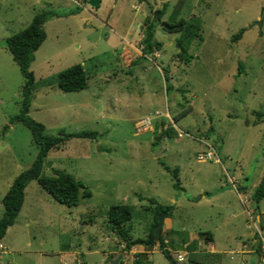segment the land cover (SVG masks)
Instances as JSON below:
<instances>
[{"label":"rangeland","instance_id":"1","mask_svg":"<svg viewBox=\"0 0 264 264\" xmlns=\"http://www.w3.org/2000/svg\"><path fill=\"white\" fill-rule=\"evenodd\" d=\"M137 1L100 0L92 7L86 0H0V199L37 150L29 129L10 121L21 109L25 79L3 44L35 12L54 14L43 23L45 38L28 65L34 87L26 115L43 125L46 136L96 131L93 138L69 137L50 147L40 169L44 176L70 174L90 196L78 195L75 205L66 206L35 180L28 182L0 239V264H110L104 252L114 250L115 257L122 243L106 231L107 209L129 205L130 234L144 238L153 217L148 198L173 205L171 227L184 238L198 231L212 234L211 245L198 234L199 244L216 254L189 253L174 247L164 229L161 237L169 242L171 257L176 249L184 253L176 264H264L255 249L237 251L251 233L252 240L264 236V196L256 203L251 198L264 177V0H163L164 23L191 25L183 56L192 57L179 59L174 41L179 32L151 17L153 38L161 46L131 64L140 55V38L130 45L121 36L128 31L127 38L142 37L144 13ZM159 7L151 3L152 10ZM241 28L240 38L232 41ZM75 63L86 71L85 88L64 92L42 83ZM145 117L149 125L137 130ZM167 127L173 131L161 137ZM176 128L186 134L177 136ZM208 145L219 162L214 156L197 158ZM230 178L246 190L241 199L233 190L212 193L219 186L232 189ZM200 189L213 197L198 200ZM165 220L163 215L161 224ZM122 255L120 264H132L134 254ZM148 264L170 263L153 248Z\"/></svg>","mask_w":264,"mask_h":264},{"label":"trees","instance_id":"2","mask_svg":"<svg viewBox=\"0 0 264 264\" xmlns=\"http://www.w3.org/2000/svg\"><path fill=\"white\" fill-rule=\"evenodd\" d=\"M139 2V1H138ZM158 19L163 13L162 9H159ZM54 13L50 11H37L35 12L28 22L22 29L17 31L11 36L4 38V47L8 50L12 60L16 63L21 75L24 77L25 82L21 89V109L20 111L10 117V121L21 122L26 126L31 135V140L37 147L35 157L31 164L21 170L11 181L3 195L1 196L2 214L0 216V238L4 235L5 230L10 226L15 216L17 215L24 196V188L31 180H35L38 185L43 188L47 194L56 202L64 204L66 206L75 205L78 200V195L82 197H89L90 191L87 187L83 186L80 180L74 179L70 174L61 171H54L50 176H44L40 174L43 158L46 155L48 149L53 145L59 144L63 140L69 137L78 138H93L96 136V131H77L69 133H60L56 136H46L42 134L43 125L29 118L26 115V111L29 105V99L31 91L34 87L32 83V76L28 71V65L33 59V52L37 49L40 43L45 38V32L43 29V23ZM145 14L143 21L142 37L139 40L141 45L140 55L136 59H131L130 63L135 64L138 58L147 56L152 50H158L161 46V42L153 38L154 25L151 21V17ZM156 19V20H158ZM169 26L165 28L171 32L178 31L179 35L175 38V46L178 47L176 55L179 59H185L184 53L186 52L185 45L183 42L185 39H190L193 33L190 32L191 25L183 20H178L174 23H167ZM198 25L195 26L197 29ZM243 29L237 30L231 36L232 41H236L240 38ZM195 33V32H194ZM192 57L188 55L187 58ZM86 71L83 66L79 63L72 64L61 71L57 72L53 76L43 79L42 83L45 85H55L59 90L67 92L73 90H79L86 87ZM162 127V125H160ZM173 130L169 127L161 128L160 136H169ZM175 173H173L174 175ZM264 196V177H262L251 193L252 200L256 203ZM149 203L154 204L153 217L149 224L147 235L142 237L133 238L130 234V220L132 217V211L127 204H113L107 209L106 223L109 232H113L115 237L122 243L120 249L121 254L128 252L130 248L135 244H143L147 248H151L156 245L157 249L161 254L168 260L170 264H176L175 260L171 257L166 244L159 233L158 239H153V226L156 223V217L161 211H165V216H169L172 206L162 205L153 198H148ZM262 228V224L259 225ZM203 235L204 241L208 242L211 240L210 232L203 231L199 232ZM257 239V238H256ZM253 246L255 251L259 255V243L254 242ZM188 252H192L188 250ZM144 253V252H143ZM141 252L134 253L132 264H140L142 256ZM114 258L109 257V261ZM189 259H192L189 257ZM122 258L119 263H121ZM192 263H195L192 260Z\"/></svg>","mask_w":264,"mask_h":264},{"label":"crops","instance_id":"3","mask_svg":"<svg viewBox=\"0 0 264 264\" xmlns=\"http://www.w3.org/2000/svg\"><path fill=\"white\" fill-rule=\"evenodd\" d=\"M72 2H74V1H76V0H71ZM148 3H149V5H150V7H151V3H153L154 5L155 4H160V7L159 8H154L153 9V11H155V10H159V9H162L163 10V13H162V15L165 13L164 11H165V7H166V5H167V3H166V1H163V0H146ZM138 2V1H137ZM75 3V2H74ZM76 4V3H75ZM78 4V3H77ZM138 4L140 5L141 3L140 2H138L136 5H135V7H137L138 6ZM141 6V5H140ZM152 9V8H151ZM159 12V11H158ZM159 15V14H158ZM144 17H145V14H144V16H143V21H144ZM160 20H162L163 21V19L162 18H160ZM45 23V22H44ZM43 26V25H42ZM142 26H143V23H142ZM139 29V28H138ZM142 30H143V28H142ZM129 33H128V31H125L123 34H122V36H121V38L122 39H124L125 41H127L130 45H132V43H135V38H137V41H138V39L139 38H141L140 37V34L138 35V37H136L137 36V33L136 34H134L133 36H131L130 38H127V35H128ZM132 38L134 39L133 40V42H132ZM159 125H162L163 127L164 126H166V124L164 123V122H162L161 120H159ZM176 131H181L180 129H178V128H176ZM182 132V131H181ZM177 133V132H176ZM183 134H186V133H184V132H182V135ZM177 135V134H176ZM181 135V136H182ZM207 144V143H206ZM207 150H212V152H213V155H214V161L215 162H219V158L216 156V153L214 152V150H213V147H211L210 145H208V149ZM206 150V151H207ZM215 158H217L218 159V161H216L215 160ZM230 180V183H231V188L232 189H229V188H222L221 186H219V187H217V188H215L213 191H212V193H214V194H220V193H223V192H231L232 190H233V192L235 191L236 192V194H237V196H238V199H241V193H242V195L244 194L245 195V193H246V190L242 187V186H238V187H236L235 185H234V180H232L231 178L229 179ZM211 193V191H207V190H203V189H200V191H199V196L197 197V199L198 200H200V199H202V198H205V199H211L212 197H213V194ZM169 205H171V204H169ZM172 206V208H171V211H172V209H173V205H171ZM171 211H170V214H169V216H166V220L164 221V222H162V224H161V227H160V234H163V231H164V229H166V231H167V233H169L170 234V239H169V242H171V243H174V247H176V246H184L186 249H188V250H191L192 252H194V251H198V250H200V251H202V252H204V253H208V254H216V253H214V252H211V251H206V250H204L201 246H200V244H199V240H200V238H198V234H199V232H202V231H198L197 233H194L193 235H187V237L186 238H184L183 236H182V234L180 233V230H176V229H172V227H171V219H172V217H171ZM231 217H233L234 216V214L232 213V214H229ZM257 215V214H256ZM257 217H258V219H259V215H257ZM261 223H262V221H261ZM258 225H259V223H258ZM10 227V226H9ZM8 227V228H9ZM7 228V229H8ZM6 231V230H5ZM258 231V229L256 228V232ZM209 232V231H208ZM210 235H211V240L210 241H208V242H206V241H204V239L202 238V241H203V243H209L210 245L212 244V234H211V232H210ZM252 235H253V233H251V235H250V238H249V240L247 241V242H243V241H241L240 242V245L237 247V251H239V252H241V253H248V252H252V251H254V246L252 245V243H256L257 242V239L256 238H254V240H252L253 239V237H252ZM3 237V236H2ZM1 237V238H2ZM0 238V239H1ZM173 239H174V241H173ZM167 242V239L165 238L164 239V242ZM169 242H167L166 243V248L167 249H169ZM2 245V244H1ZM210 247H212V246H210ZM4 248V246L2 245V248H0V249H3ZM153 248H157L155 245L154 246H152L151 248H147V247H145L143 244H135V245H133L131 248H130V250L128 251V253L131 255V254H134V253H138V252H141V253H145V259L143 260V261H145V263H142V260H141V263L140 264H148V262H149V253L152 251V249ZM114 249V248H113ZM211 250H213V248L211 249ZM176 251H179L178 249H176ZM66 252V250H62L61 251V253H62V256L63 257H66V258H64V259H67V255L66 254H64ZM112 252H114V250H112V251H107V252H104V255H105V257H104V260H106V258H107V256H108V258L111 256L110 254L112 253ZM122 258H123V255H122ZM131 258H134V255L133 256H131ZM185 259V258H184ZM74 261H76L77 259L76 258H74L73 259ZM108 263L110 262L109 260H106ZM64 262H65V260H64ZM77 262H79V261H77ZM82 262V261H81ZM83 263V262H82ZM81 263V264H82ZM78 264V263H77Z\"/></svg>","mask_w":264,"mask_h":264},{"label":"water","instance_id":"4","mask_svg":"<svg viewBox=\"0 0 264 264\" xmlns=\"http://www.w3.org/2000/svg\"><path fill=\"white\" fill-rule=\"evenodd\" d=\"M100 0H86V3L92 7L97 6ZM142 4V10L143 13L146 15H149L153 19H158L159 12L157 10L153 11L149 5V3L146 0H138ZM264 12V10H263ZM160 26H163L164 28H168L169 26L164 23L163 21H159ZM256 24H259V21H256ZM155 140H159L160 136H156L154 138ZM165 214V211L160 212L156 217V223L153 226V239L156 241L158 239L159 233H160V227H161V218ZM259 225L261 224V219L259 215L258 219ZM122 258V254L118 253L114 258L111 259L110 264H118L120 259Z\"/></svg>","mask_w":264,"mask_h":264},{"label":"built area","instance_id":"5","mask_svg":"<svg viewBox=\"0 0 264 264\" xmlns=\"http://www.w3.org/2000/svg\"><path fill=\"white\" fill-rule=\"evenodd\" d=\"M156 114H159L155 111ZM149 119L147 117L143 118L142 120L138 121L137 122V130H140L141 128H146L148 125H149ZM182 135V132L181 131H177V136H181ZM213 155V152L212 150H207L205 151L204 153V156L199 154L198 155V159L199 160H202V159H209L211 158ZM216 161H218L217 158H215ZM259 233V232H258ZM257 242L259 243V255L262 257V259L264 258V236L262 234H258V237H257ZM0 248H2V245L0 244ZM173 259L175 260L176 263H179L181 261L184 260V253L182 251H177L175 253V255H173Z\"/></svg>","mask_w":264,"mask_h":264},{"label":"flooded vegetation","instance_id":"6","mask_svg":"<svg viewBox=\"0 0 264 264\" xmlns=\"http://www.w3.org/2000/svg\"><path fill=\"white\" fill-rule=\"evenodd\" d=\"M160 21V20H159Z\"/></svg>","mask_w":264,"mask_h":264}]
</instances>
